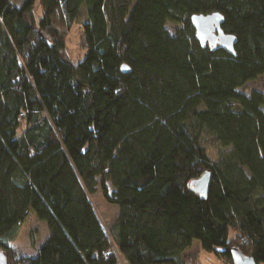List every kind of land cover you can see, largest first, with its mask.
I'll list each match as a JSON object with an SVG mask.
<instances>
[{"label":"trees","instance_id":"trees-1","mask_svg":"<svg viewBox=\"0 0 264 264\" xmlns=\"http://www.w3.org/2000/svg\"><path fill=\"white\" fill-rule=\"evenodd\" d=\"M153 1L181 25L167 29L134 0H0L6 264H185L193 242L228 264L233 247L264 264V94L238 91L264 74V0ZM212 12L236 56L194 38L191 15ZM73 26L78 63L66 52ZM67 87L80 90L79 110L52 132L45 114ZM208 170L202 199L188 185ZM97 191L118 211L109 239L88 241L61 220ZM30 211L49 235L37 255L16 256Z\"/></svg>","mask_w":264,"mask_h":264},{"label":"rangeland","instance_id":"rangeland-1","mask_svg":"<svg viewBox=\"0 0 264 264\" xmlns=\"http://www.w3.org/2000/svg\"><path fill=\"white\" fill-rule=\"evenodd\" d=\"M22 0H12L15 6H20ZM138 3L149 15L154 19H159L164 23L167 29L174 31L176 26L181 25V21L171 16L161 4L155 3L153 0H134ZM66 52L74 63H78L84 58L86 48L81 42V33L79 26H73L68 32L66 39ZM239 92L248 95L252 91H261L264 94V74L258 76L253 81H249L245 86L238 89ZM81 102L80 90L67 87L64 94L61 96L54 113L51 115L45 114L49 121L51 131L55 132L57 128L63 127L73 122L76 112L79 110ZM26 119V118H25ZM24 120L22 121V127ZM21 129L19 130V132ZM227 150L223 147L209 148V155L213 159ZM87 199L84 204H79L70 201L65 211L70 216L62 217L63 226L74 232L80 238L92 241L93 237H106L108 238V228L112 224L115 215L118 211V206L115 204H107L100 191H97ZM91 217V218H90ZM61 222L58 225L61 226ZM49 235V229L45 222L36 218L33 211H30L24 221L17 229L15 238L12 241L14 253L17 255L35 256L37 255L38 247L46 241ZM233 237L232 232L229 234V239ZM109 239V238H108ZM199 245L197 242H194ZM196 245H191L189 251H186L185 257L190 262V258L195 260V264H199L198 260L201 258L196 252ZM196 250V251H195ZM185 258V259H186ZM219 259V260H218ZM216 262L220 264H228L224 259L216 257ZM215 262V263H216ZM119 264H124L121 260Z\"/></svg>","mask_w":264,"mask_h":264},{"label":"water","instance_id":"water-1","mask_svg":"<svg viewBox=\"0 0 264 264\" xmlns=\"http://www.w3.org/2000/svg\"><path fill=\"white\" fill-rule=\"evenodd\" d=\"M223 20L224 16L218 12H212L211 14L191 15L189 21L194 29V38L198 41L201 48L208 46L212 51L222 49L232 56H236L234 46L237 39L233 35L223 32L221 27ZM128 70L129 68L125 65L120 67L122 73H126ZM210 180V172L208 170L197 179L190 181L189 190L205 199L208 194ZM230 254L231 264H255L251 256L241 253L236 247L230 249ZM0 264H6L5 255L1 251Z\"/></svg>","mask_w":264,"mask_h":264},{"label":"crops","instance_id":"crops-1","mask_svg":"<svg viewBox=\"0 0 264 264\" xmlns=\"http://www.w3.org/2000/svg\"><path fill=\"white\" fill-rule=\"evenodd\" d=\"M191 245H196V249L199 248L196 252H199L198 255H200V259L198 260L199 264H217L216 262V256L212 253H208L200 247V245H197L196 243H192ZM190 249V248H189ZM189 249L184 251V256L186 255V251H189ZM185 264H195V260L193 258H190V262H188V259H185Z\"/></svg>","mask_w":264,"mask_h":264},{"label":"built area","instance_id":"built-area-1","mask_svg":"<svg viewBox=\"0 0 264 264\" xmlns=\"http://www.w3.org/2000/svg\"><path fill=\"white\" fill-rule=\"evenodd\" d=\"M217 263H220V262H217Z\"/></svg>","mask_w":264,"mask_h":264}]
</instances>
